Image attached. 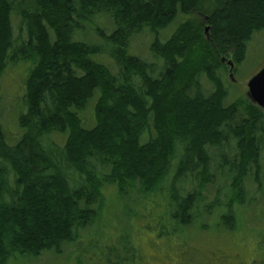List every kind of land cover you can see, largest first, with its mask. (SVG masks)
<instances>
[{
	"label": "trees",
	"instance_id": "16d2710c",
	"mask_svg": "<svg viewBox=\"0 0 264 264\" xmlns=\"http://www.w3.org/2000/svg\"><path fill=\"white\" fill-rule=\"evenodd\" d=\"M103 16L113 24L109 34L98 28L109 50L74 38ZM263 30L264 0H0V264L63 254L102 218L110 189L126 200L127 219L112 264L141 260L133 205L145 210L156 198L170 210L160 234L167 239L194 231L222 206L229 211L222 230L248 228L242 218L252 204L245 205L255 199L247 180L254 175L258 193L264 191V111L247 96L225 105L222 75L229 67L221 59L231 58L236 72ZM145 31L162 64L130 54L131 38ZM103 53L110 64L93 59ZM19 64L28 65L20 136L1 122L2 80ZM203 77L213 91L205 92ZM92 103L94 125L87 127L83 114ZM232 144L235 153L219 154L212 173L210 150ZM219 170L227 200L217 196L202 206ZM189 179L198 185L186 191L181 184Z\"/></svg>",
	"mask_w": 264,
	"mask_h": 264
},
{
	"label": "rangeland",
	"instance_id": "374dc122",
	"mask_svg": "<svg viewBox=\"0 0 264 264\" xmlns=\"http://www.w3.org/2000/svg\"><path fill=\"white\" fill-rule=\"evenodd\" d=\"M13 20L15 34L17 35L20 18L14 16ZM181 20L182 16H179L169 29L162 32V41L168 39L169 35L177 29ZM97 21L100 23L98 27L85 25V29L79 31L80 35L77 34L74 38L76 40L85 38L87 42L103 45L105 49L109 50L103 35L98 32V28L101 32L107 31L109 34L113 30V24L108 16L100 17ZM153 41V35L147 31L134 35L130 42V54L151 63L159 62V64H162L151 51ZM93 59L99 63L106 62L105 65L112 62L110 56L104 55V53L93 57ZM27 66L26 64L11 66L2 80L3 114L1 122L3 125L12 128L11 132L17 131L18 136L23 132L18 124V113L24 110ZM263 67L264 30L256 33L247 44L246 59L237 66V70L234 72V80L230 78L229 71H223V82L228 92L225 100L226 106L243 96H247L248 82ZM201 82L205 92L209 93L214 90V86L206 77H203ZM93 112L94 103L83 114L86 121H88L86 122L87 127L94 125ZM52 138L58 144H63L64 140L62 139L64 138H58L56 135ZM234 153L233 144L225 147L221 153L211 149V172L213 173L217 163L220 162L221 157L219 154L233 155ZM261 164V176L264 182V154ZM220 171H217L214 181L206 186L204 191L206 198L202 206L213 204L217 196L220 197V201L226 202L225 186ZM197 185L198 181L191 179L181 184L186 191ZM259 185L254 175L247 180L245 188L248 198L253 197L255 200L252 199L253 201L245 205L252 204L244 212V217H240L242 221L247 219L246 225L248 228L242 225L234 233L222 230L221 216L229 212L227 207L222 206L217 208L214 214L207 215L200 220L194 231L188 230L181 236L167 239L160 236L170 217L169 208L162 206L164 202L162 197L156 198L154 203L148 204L145 210H142L140 205L136 206L134 204L131 233L135 235L133 239L139 245L141 251V260L138 259L136 264H261L264 261V241H262L264 239V214L262 212L264 207L261 209L258 204H254L256 200H262L264 203V191L258 193ZM110 191L107 195L109 199L107 198L102 218L91 230L81 231L75 244L66 243L63 254L59 255L55 251H45L40 257L16 256L11 259L9 264H81V262L82 264H112L114 260L112 247L117 244L115 238H118L123 229L126 228L127 219L125 218L126 200L114 189H110ZM256 211L258 212L255 214ZM257 219L259 221L255 222ZM118 248L120 250V245Z\"/></svg>",
	"mask_w": 264,
	"mask_h": 264
},
{
	"label": "water",
	"instance_id": "95a60500",
	"mask_svg": "<svg viewBox=\"0 0 264 264\" xmlns=\"http://www.w3.org/2000/svg\"><path fill=\"white\" fill-rule=\"evenodd\" d=\"M205 20L208 22L209 17H205ZM210 26L205 28V34L209 37ZM223 64H226L229 67V75L232 80H234V70L235 63L231 58L224 57L221 59ZM248 91L247 98L259 109L264 111V67L254 75L248 82Z\"/></svg>",
	"mask_w": 264,
	"mask_h": 264
},
{
	"label": "flooded vegetation",
	"instance_id": "af4514ba",
	"mask_svg": "<svg viewBox=\"0 0 264 264\" xmlns=\"http://www.w3.org/2000/svg\"><path fill=\"white\" fill-rule=\"evenodd\" d=\"M203 21H204L205 23H207L206 26H205V28H206L207 26H209V25H208V22L205 20V18H203Z\"/></svg>",
	"mask_w": 264,
	"mask_h": 264
}]
</instances>
